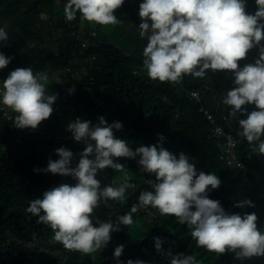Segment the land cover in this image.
<instances>
[{"label": "trees", "instance_id": "obj_1", "mask_svg": "<svg viewBox=\"0 0 264 264\" xmlns=\"http://www.w3.org/2000/svg\"><path fill=\"white\" fill-rule=\"evenodd\" d=\"M142 2L125 0L114 13L119 22L112 26L129 17L139 32ZM66 4L67 0H0V22L9 23L5 28L9 39L0 45V53L12 58L0 70V81L17 68L31 67L34 73H48V93L58 97L50 118L35 131L15 128L16 114L6 108L12 117L9 120L0 109V264H118L113 253L119 245H124L119 264H127L129 259L170 264L168 252L193 255L198 264H264V257L241 261L235 259V253L218 255L197 247L186 225L150 207L133 214L131 226L121 225L104 249L90 255L65 249L54 241L50 228L26 212L30 201L42 198L45 191L75 183L71 177L34 172L46 168L49 159L57 160L55 152L60 147L73 152V167L78 163L85 145L72 140L67 125L77 118L95 125L102 116L109 125L122 123L121 130H113L114 135L133 150L156 145L163 136L162 147L177 157L184 153L197 169L215 173L221 180L220 187L208 193L209 199L219 201L229 214L255 213L258 229L264 230V155L240 135L238 121L246 116H230L229 107L223 104L225 94L234 87L232 74L185 76L178 84L153 81L143 63L147 38L139 34L128 37L136 50L127 54L128 48L114 45L108 34L99 31L103 26L93 28L79 13L68 21ZM246 11L255 13V0H248ZM50 22L62 33L58 41L48 43L52 29L46 31L45 26ZM258 56L254 48L239 64H254ZM70 89H74L72 94ZM202 110L213 115V123ZM254 110V105L247 106L249 113ZM216 126L236 138V152L244 168L228 167L221 159L228 142L214 131ZM16 136L21 140L12 145ZM138 159L119 158L117 162L125 166L123 172L109 168L98 173L102 187L125 180L133 187L126 191L123 202L101 204L94 211V223L97 219L115 221L138 203L141 192L151 190L155 176L142 172ZM242 200L251 201L254 207H234ZM154 238L164 242L159 252Z\"/></svg>", "mask_w": 264, "mask_h": 264}, {"label": "clouds", "instance_id": "obj_2", "mask_svg": "<svg viewBox=\"0 0 264 264\" xmlns=\"http://www.w3.org/2000/svg\"><path fill=\"white\" fill-rule=\"evenodd\" d=\"M125 0H67L66 19L80 17L93 24L108 26L119 22L115 11ZM248 0H143L139 5L141 19L139 35L147 38L143 51L144 67L148 77L160 83H180L185 76L204 78L209 72L231 73L234 87L223 99L232 117L239 119L240 135L250 144L257 145L264 155V0H255L254 14L246 11ZM9 39L0 26V45ZM259 56L254 64L243 67L239 62L252 49ZM12 58L0 53V70ZM49 75L34 73L31 67L17 68L0 81V109L16 114L14 127L35 131L50 118L57 95L48 93ZM74 89L69 90L72 94ZM254 105V111L247 106ZM120 122L108 124L104 117L98 123L77 118L67 125L74 142L85 145L79 161L73 167L74 155L67 148L56 149L57 160L49 159L44 169L34 172L71 177L74 184H60L43 193L42 198L31 200L26 209L37 223L53 232L54 241L69 251L86 255L104 249L111 233L121 225L131 226L133 214L146 208L161 216H172L186 225L197 247L223 255L235 253V259L264 257V230L257 227L255 213L229 214L219 201L208 198L211 190L218 189L221 180L215 173L197 169L189 156L177 157L161 146H140L133 150L128 142L115 137L113 130H121ZM144 173L155 176L150 191L138 196V203L115 221H93L94 211L108 201L123 202L126 191L133 187L126 180L101 186L98 173L105 169L123 172L125 166L119 158L133 160ZM234 207H254L242 200ZM159 252L164 243L154 238ZM124 245L115 248L113 256L119 264ZM170 264H198L193 255H173L168 252ZM127 264H145L143 260L129 259Z\"/></svg>", "mask_w": 264, "mask_h": 264}, {"label": "rangeland", "instance_id": "obj_3", "mask_svg": "<svg viewBox=\"0 0 264 264\" xmlns=\"http://www.w3.org/2000/svg\"><path fill=\"white\" fill-rule=\"evenodd\" d=\"M57 3H59V0H57ZM57 9L58 8L56 7L54 9V11ZM50 10H52V8H50ZM0 24H1L0 26H2L4 28H7L9 25V23L7 21H1ZM51 24H52V22H50L49 24H47V26H45L46 31L52 29L51 30V36H49V38L46 40L48 43L50 42L49 41L50 39H52V40L54 39V41H58V39H59L58 37H60L61 33H62L58 28H55ZM91 26L93 28L98 27L97 24H93V23H91ZM99 31L101 33L108 34L110 42L113 43L114 45H116L120 48H123V49L128 48L127 50H125V52L127 54H131L133 51L136 50L135 49L136 46H135L134 42L129 43L128 37H135V36H137V34H139V32H138L137 26L129 17L125 18V20L122 23H120L117 27L109 25V27L107 28L106 26H103L99 29ZM33 45H34V43L32 44V46ZM55 46H56V44H55ZM18 140H21V137L16 136L14 138V140L11 141V144L14 145L15 143H18Z\"/></svg>", "mask_w": 264, "mask_h": 264}, {"label": "built area", "instance_id": "obj_4", "mask_svg": "<svg viewBox=\"0 0 264 264\" xmlns=\"http://www.w3.org/2000/svg\"><path fill=\"white\" fill-rule=\"evenodd\" d=\"M93 36H95V34H93ZM193 96L195 98H197V94H193ZM2 110L4 111V115L8 117V119L10 120L12 117L10 115H8L6 108H2ZM202 112H204V114L207 116V119L213 123L214 122V117L213 115H211L208 111L202 110ZM214 131L219 135V136H226L227 138V147L225 149L224 152V156L221 157V159L223 161L226 162V165L228 167H236V168H244L243 163L240 161L238 154L236 152V146H237V140L236 138L231 135L228 134L226 135L222 128L220 126H216Z\"/></svg>", "mask_w": 264, "mask_h": 264}]
</instances>
